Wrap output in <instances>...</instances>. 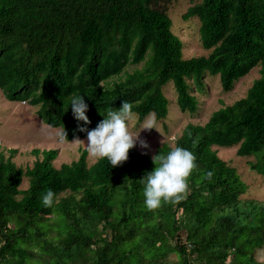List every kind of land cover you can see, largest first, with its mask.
Segmentation results:
<instances>
[{"label": "trees", "instance_id": "16d2710c", "mask_svg": "<svg viewBox=\"0 0 264 264\" xmlns=\"http://www.w3.org/2000/svg\"><path fill=\"white\" fill-rule=\"evenodd\" d=\"M172 2L0 0L3 96L37 107L69 142L87 138L78 127L94 129L124 101L140 120L150 112L167 119L163 90L171 83L178 109L194 113V91L203 92L207 77L218 76L228 92L259 67L242 98L174 139L173 147L196 156L197 169L187 198L155 212L145 207L140 180L154 169L152 156L173 148L167 144L153 155L134 147L116 168L106 159L89 166L85 149L57 168L56 149H36L40 158L26 170L13 161L15 149L5 156L0 145V264H264L255 258L264 247V202L240 199L245 183L212 149L237 145L238 156L256 157L249 167L264 178V0L189 6L182 17L199 19L208 52L190 58L172 31ZM72 95L83 96L90 123L74 119ZM48 189L56 194L51 208L42 204Z\"/></svg>", "mask_w": 264, "mask_h": 264}, {"label": "rangeland", "instance_id": "374dc122", "mask_svg": "<svg viewBox=\"0 0 264 264\" xmlns=\"http://www.w3.org/2000/svg\"><path fill=\"white\" fill-rule=\"evenodd\" d=\"M195 2H201V0H195L194 2L190 0H173L168 10V17L172 20V31L180 37L184 44L182 48L183 58L200 57L208 54L202 49L199 35V19L193 17L189 20H184L182 17L186 9ZM129 70H132V68H129ZM258 70L259 67L250 70L248 74L238 79L228 92L222 91L218 76L207 77L204 80L205 88L203 92L194 91L198 101V109L194 113H183L178 109L176 92L171 83L163 90V95L168 100L167 109L169 114L167 119L157 121V130L159 132L156 129H142L141 125L148 115L143 120H140L136 114L135 119L129 122V130L134 135H139L140 133L139 139L145 140L149 145L147 149H144L137 142L136 150L140 153L153 155L155 150L163 144L173 147L174 139L181 135L187 124L205 125L218 108L242 98L252 81L258 78ZM36 109L37 107H29L24 103L8 101L0 89V145L4 155L8 156V149H15L16 154L12 159L16 166L23 170L32 167L36 162V158H40V156L35 158L32 154L36 149L40 151L56 149L57 157L53 164L57 168L63 164H71L77 161L80 152L85 149L84 145L76 146L71 144L72 141L64 144L58 143L55 137L61 131V128L47 127L48 125L44 123L45 127H42V120L38 117ZM81 140L85 143L87 142V138H82ZM162 141L163 143H161ZM236 148L237 145L231 147L219 146L212 149L216 151L219 158H222L236 169L240 179L245 183L247 188L245 193L240 196V199L264 202V178L249 167L250 163L255 162L256 157L238 156L235 153ZM86 157L89 166L96 162L88 154ZM28 186L29 181L24 178L19 190H26ZM175 258L176 256L171 255L172 260ZM255 258L259 263H264V247L257 250Z\"/></svg>", "mask_w": 264, "mask_h": 264}, {"label": "clouds", "instance_id": "9594fccd", "mask_svg": "<svg viewBox=\"0 0 264 264\" xmlns=\"http://www.w3.org/2000/svg\"><path fill=\"white\" fill-rule=\"evenodd\" d=\"M70 107L75 120L83 121L84 124L90 123L85 114L88 111V105L83 96L72 95ZM135 117L133 105L124 101L119 110H108L106 118L99 122L94 129L78 127V131L86 133L87 142L85 143L76 136L71 144L84 145L88 156L94 161L106 159L112 168L119 167L129 159V152L137 142L141 148L149 147L145 140L139 139L140 133L134 135L129 130V122L133 121ZM42 127H45L43 122ZM141 127L143 130H157L156 114L150 112ZM55 139L60 144L69 143L65 129L60 131ZM151 159L154 169L147 172L140 180L144 186L143 196L146 209L155 212L165 205L180 204L189 194V179L197 169L196 156L190 150L176 146L171 148L167 154L159 152ZM212 176L211 171L206 173L207 179L210 180ZM55 196L56 194L48 189L42 196L43 206L51 208Z\"/></svg>", "mask_w": 264, "mask_h": 264}]
</instances>
